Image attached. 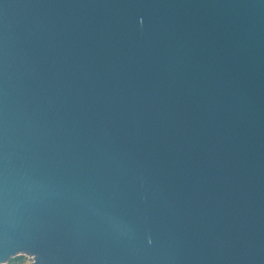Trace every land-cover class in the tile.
I'll return each mask as SVG.
<instances>
[{
  "label": "water",
  "instance_id": "obj_1",
  "mask_svg": "<svg viewBox=\"0 0 264 264\" xmlns=\"http://www.w3.org/2000/svg\"><path fill=\"white\" fill-rule=\"evenodd\" d=\"M264 264V0H0V264Z\"/></svg>",
  "mask_w": 264,
  "mask_h": 264
},
{
  "label": "built area",
  "instance_id": "obj_2",
  "mask_svg": "<svg viewBox=\"0 0 264 264\" xmlns=\"http://www.w3.org/2000/svg\"><path fill=\"white\" fill-rule=\"evenodd\" d=\"M25 258V257H24ZM32 260L29 257H26L23 262L7 263V264H31Z\"/></svg>",
  "mask_w": 264,
  "mask_h": 264
},
{
  "label": "trees",
  "instance_id": "obj_3",
  "mask_svg": "<svg viewBox=\"0 0 264 264\" xmlns=\"http://www.w3.org/2000/svg\"><path fill=\"white\" fill-rule=\"evenodd\" d=\"M24 259H25L24 257H15V258L11 259V260L9 261V263L23 262Z\"/></svg>",
  "mask_w": 264,
  "mask_h": 264
},
{
  "label": "rangeland",
  "instance_id": "obj_4",
  "mask_svg": "<svg viewBox=\"0 0 264 264\" xmlns=\"http://www.w3.org/2000/svg\"><path fill=\"white\" fill-rule=\"evenodd\" d=\"M26 258V257H25Z\"/></svg>",
  "mask_w": 264,
  "mask_h": 264
}]
</instances>
